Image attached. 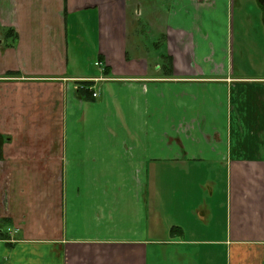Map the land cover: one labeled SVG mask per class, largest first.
Wrapping results in <instances>:
<instances>
[{"label": "crops", "instance_id": "obj_1", "mask_svg": "<svg viewBox=\"0 0 264 264\" xmlns=\"http://www.w3.org/2000/svg\"><path fill=\"white\" fill-rule=\"evenodd\" d=\"M5 29L0 264H264V0H0Z\"/></svg>", "mask_w": 264, "mask_h": 264}, {"label": "rangeland", "instance_id": "obj_2", "mask_svg": "<svg viewBox=\"0 0 264 264\" xmlns=\"http://www.w3.org/2000/svg\"><path fill=\"white\" fill-rule=\"evenodd\" d=\"M84 19L85 20L93 19V14L92 15L91 14H84L78 10V11H74L73 13H70L67 15V19H66V21H67V23H66L67 33L65 36L66 38H65L64 53H63L65 57L69 58L70 69H71V66L74 64V65H76V67L78 68L77 70H79L80 73H83L82 71L84 70V68H86V69L90 68V70L92 69L91 68V66L93 67V61L92 60L94 59V55H95L93 52L96 51L97 45H98L97 33H96L95 27L92 25H87L84 22L85 21ZM7 30L8 29H5V33ZM3 40H4V38H3ZM12 44L14 46L16 45L13 41H12ZM146 45L148 46V50H146L147 53L153 52L155 50L153 43H151V44L146 43ZM17 46H18V44H17ZM9 50H12V47L10 46V44L8 42L4 41L3 46L0 47V53H1L0 74L2 73L1 72L2 70H5L7 68H11V63L14 62V59L11 57L12 52H9ZM24 50L26 53H28V51L26 50L25 47H24ZM26 58H28V54H27V56H25L23 58V60L26 61L25 60ZM91 62H92V65L85 66V64H87V63L91 64ZM102 65L104 66L105 64L102 63ZM101 66H97V67H101ZM41 68L42 67L40 66V69ZM135 69L136 68H132L131 71L136 73ZM114 70H116L114 73L117 75H121L125 71L124 67H120V68H117ZM19 72L24 74L23 70H20ZM6 73H7V71L4 72V74H6ZM80 85H79V87H80ZM23 126H24L23 129H26L30 125H23ZM33 126L37 130H40V129H42L43 125H33ZM4 136L6 138H11L10 136H6V135H4ZM22 138H26V137L23 136Z\"/></svg>", "mask_w": 264, "mask_h": 264}, {"label": "trees", "instance_id": "obj_3", "mask_svg": "<svg viewBox=\"0 0 264 264\" xmlns=\"http://www.w3.org/2000/svg\"><path fill=\"white\" fill-rule=\"evenodd\" d=\"M16 38H17V35L15 33V31L13 29H8L4 35V40L6 42H8L10 44L11 47H14V45L12 44V41L15 43L16 41ZM164 69L166 70V72L169 74L171 71H172V61L170 59V57L166 56L165 57V64L163 65ZM91 82H83L81 83L80 86H84L85 89L83 88H79V90L82 92V93H86L87 95H90L91 97L93 96L92 95V91L89 90V87H91V85H87ZM1 140H4L6 137H4L2 134H1ZM8 139V138H7ZM8 220L7 219H2L0 220V230L2 229V225L3 223H7ZM1 232V231H0Z\"/></svg>", "mask_w": 264, "mask_h": 264}, {"label": "flooded vegetation", "instance_id": "obj_4", "mask_svg": "<svg viewBox=\"0 0 264 264\" xmlns=\"http://www.w3.org/2000/svg\"><path fill=\"white\" fill-rule=\"evenodd\" d=\"M2 138H1V133H0V158L2 159V157H3V155H2V151H3V142H4V140H1ZM7 139V138H6ZM9 139V138H8Z\"/></svg>", "mask_w": 264, "mask_h": 264}, {"label": "built area", "instance_id": "obj_5", "mask_svg": "<svg viewBox=\"0 0 264 264\" xmlns=\"http://www.w3.org/2000/svg\"><path fill=\"white\" fill-rule=\"evenodd\" d=\"M201 1H207V0H201ZM79 88H83V89H85L84 86H80ZM91 89H93V88L90 87L89 90L91 91ZM92 92H93V97H94V98H97V97H98V93L95 92L94 90H92Z\"/></svg>", "mask_w": 264, "mask_h": 264}]
</instances>
